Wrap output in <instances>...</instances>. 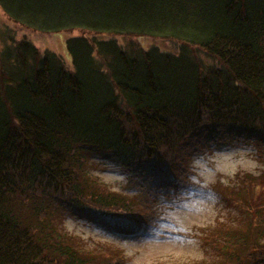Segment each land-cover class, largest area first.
I'll return each mask as SVG.
<instances>
[{
    "label": "trees",
    "instance_id": "16d2710c",
    "mask_svg": "<svg viewBox=\"0 0 264 264\" xmlns=\"http://www.w3.org/2000/svg\"><path fill=\"white\" fill-rule=\"evenodd\" d=\"M0 8L36 32L83 31L66 41L70 70L1 30L0 264H122L119 252L101 259L60 226L71 216L125 237L144 227L143 204L91 174L97 157L167 195L179 189L186 149L250 140L264 153V0H0ZM254 180L246 176L233 200L252 221L212 238L220 264H264V179Z\"/></svg>",
    "mask_w": 264,
    "mask_h": 264
},
{
    "label": "rangeland",
    "instance_id": "374dc122",
    "mask_svg": "<svg viewBox=\"0 0 264 264\" xmlns=\"http://www.w3.org/2000/svg\"><path fill=\"white\" fill-rule=\"evenodd\" d=\"M3 27L15 35L16 41L27 39L41 52L49 50L58 54L67 68L74 70L66 41L83 35L82 30L36 32L12 22L0 8L1 34ZM115 38L122 45L144 48L158 45L164 50L177 47L150 38ZM198 52L205 62H211L202 51ZM181 156L185 167L178 180L179 189L167 195L156 191L149 182L143 185L139 179L132 180L115 159H93L92 175L111 190L137 198L143 204L144 227L135 236L125 237L97 223L67 216L60 219L62 230L84 240L86 246L99 252L101 259L108 254L113 260L119 252L123 256L122 264H220L224 256L217 253L212 238L225 227L235 231L252 221V210L236 207L233 200L243 195L246 176H252L255 183L264 179V153L250 140H243L211 144L196 153L186 149Z\"/></svg>",
    "mask_w": 264,
    "mask_h": 264
}]
</instances>
